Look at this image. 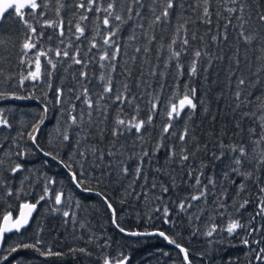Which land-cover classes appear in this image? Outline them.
I'll use <instances>...</instances> for the list:
<instances>
[{
	"label": "trees",
	"instance_id": "trees-1",
	"mask_svg": "<svg viewBox=\"0 0 264 264\" xmlns=\"http://www.w3.org/2000/svg\"><path fill=\"white\" fill-rule=\"evenodd\" d=\"M80 2L62 0L64 7L57 13L58 0H37V9H27L22 18L11 10L12 14L8 13L0 24V120H7V126L0 124V226L4 216L16 217L23 203L38 205L27 229L5 237L0 264H104L105 258L117 264L121 254L128 257L127 264H189L181 248L187 249L191 264H264V253L260 252L264 249V213L260 209L264 201V164L260 163L264 140L259 145L253 143L262 132L257 118L264 114V71H257L264 66V53L260 51L264 44L254 40L246 45L237 39L234 16L227 29L228 40L212 41L217 24L220 31L224 30L227 0H214L212 25L198 19L201 9L195 0H185L183 10L170 12L169 22L156 24L151 9L155 7L159 15L162 0H141V4L131 5V19L125 0H117V14L126 23L120 25L110 17L111 27L102 23L107 15L103 7L110 0L102 4L97 0L92 11L79 8ZM97 6L101 11H95ZM217 11L220 18L215 15ZM181 12L182 18H178ZM258 13H264V0H246V17H250L253 28L259 27ZM82 15L88 18L81 20ZM23 20L36 32L32 33ZM185 20L189 21L190 46L188 54L180 58L183 67H178L175 60L166 66L167 45ZM46 21H62V29L48 27ZM77 23L85 29L79 40ZM117 25L120 30L113 39L120 54L114 61L115 71L111 66L102 69L99 57L105 49L111 55L114 47L104 45L103 38ZM193 32L196 41H191ZM152 35L156 39L149 45ZM93 36L96 48H91ZM201 36L203 41L199 40ZM29 38L36 48L25 50L23 43ZM137 47L140 52L135 51ZM145 48L151 50L146 53ZM195 48L209 53L212 66L208 67V57H202L197 75L190 77ZM237 48L239 66L233 59ZM55 50H67L69 55L58 57ZM41 51L48 53L57 68L52 70L46 58L40 57L42 70L51 71V76L24 80L35 69L36 54ZM74 58L87 66L73 63ZM81 72H87V78ZM102 73L105 81L99 79ZM109 75L113 91L104 93ZM241 78L244 85H238ZM85 87L94 102L104 94L99 108L94 103L91 121L83 103L85 96L81 95ZM186 88L196 89L193 102L197 107L185 108L164 132L169 126L171 104L178 103ZM57 90L63 93L59 101ZM237 91L241 92L239 100ZM119 94H126L130 103L115 101ZM153 103L157 106L150 112ZM71 115H76L79 123L72 124ZM149 115L152 122L146 123L140 133L116 124L117 119L130 121L134 117L147 121ZM117 127L122 135L114 137L112 131ZM186 128L188 135L181 141ZM252 128L255 134L249 131ZM65 134L68 140L63 139ZM235 145L244 146L248 152L239 166L233 162L239 153L229 150ZM184 149L187 151L182 152ZM182 154L189 159L181 161ZM16 165L20 169L13 171ZM197 176L201 186H207V195L190 201L202 190L195 186ZM163 187L168 188L166 193ZM57 194H62L59 204L55 201ZM182 202L183 210L179 207ZM189 202L192 207L187 206ZM241 204L245 206L241 208ZM236 220L243 227L229 234L227 227ZM116 224L125 231L121 232ZM213 225L216 231L208 236ZM133 232L143 235H131ZM160 232L165 235L160 236ZM37 241V248L18 247ZM12 247L18 250L9 254ZM49 251L53 254H44ZM258 254L261 260L256 259Z\"/></svg>",
	"mask_w": 264,
	"mask_h": 264
},
{
	"label": "snow or ice",
	"instance_id": "snow-or-ice-1",
	"mask_svg": "<svg viewBox=\"0 0 264 264\" xmlns=\"http://www.w3.org/2000/svg\"><path fill=\"white\" fill-rule=\"evenodd\" d=\"M103 0H101V4H102ZM158 2V0H154V3ZM214 0H195V5L197 8L201 9V15L198 17V19L201 20L202 23L206 24V25H212L213 21H212V16H213V11H212V4H213ZM59 3V7L56 9L57 13H59L60 9H62L64 7V4L62 3V0H58ZM163 3V8L162 11L160 12L159 15L156 14V9L155 7H153L151 9L153 15H154V20H153V24L159 23V22H169L170 21V12L175 10V9H180L183 10L185 7V0H162ZM97 4V0H81V2L79 3L78 7L79 8H86L87 11H92L93 10V5ZM125 4L128 5L127 7V12H128V19H131V13H132V6L131 5H137V4H141V0H125ZM231 5V6H227V5ZM30 8V9H37L38 7H40V5L37 3V0H4V2L2 4H0V22H2L3 20V13L8 12L9 9H12L16 14H18L21 18L23 17V13L21 12V9L23 8ZM189 7H191V5H189ZM227 13L228 16L224 17L226 23L224 24L223 31H220V26L219 24H217V33L215 35H212L211 39L214 42H219L221 40L223 41H227L228 40V32L227 29L229 27V25L232 24V20L231 17H235L237 23L236 25L233 26V30L234 32L237 33V39L242 40L246 45H251L253 43L254 40H259L261 44H264V13H258L257 17H256V22L259 25L258 28H253L252 27V23H251V19L250 17H246V0H227V3L225 5V9H224ZM95 11L99 12L101 11V7L97 6L95 8ZM103 11L105 13H107V15L104 16L103 18V25L105 26H109L110 25V17L112 19H114L115 21L120 22V25L126 23V20L124 19V17L120 14H117V0H110V2L107 4L106 7H103ZM12 13H9V15H11ZM31 14V13H30ZM137 16L140 15L139 12L136 13ZM215 15L217 16V18H220L221 13L219 11L215 12ZM88 17L86 15H82L80 17L81 20H86ZM178 18H182V12L180 17ZM23 23L25 25L28 26V28L30 29V31L32 33L36 32V28L33 27L32 25L28 24L27 20H23ZM189 23V21L185 20L184 23L179 24L178 27L176 28V32L175 35L173 37V39L171 40V42L167 45L168 51H169V56H168V61L166 62V66L168 63H171L173 60H175L177 62L178 67L182 68L183 65L179 64L180 58L182 55H187L188 51H189V46H190V39L188 37V28H187V24ZM194 23V22H193ZM45 24L48 27H51L53 29L56 28H61L62 29V21L57 22V21H46ZM120 25H117L115 30L110 31L108 33V35L103 38V43L104 45H109V46H114L113 47V51L112 54L109 55V52L107 49L104 50V53L102 56L99 57L100 61H101V68H105L108 66H111V70L115 71V63L114 61L116 60V58L118 57V55L120 54V47L116 44L115 39H113V37L116 36L117 32L120 30ZM140 27H143V25H140ZM76 31L79 33V36H77V40H79L80 36H84L85 33V29L83 27H81V25L79 23H77L75 25ZM183 32V35H181V33ZM246 32L248 34H246ZM99 30H97L96 35H99ZM40 36L43 35V32L39 33ZM60 35H63V31L61 30ZM147 35V34H146ZM130 39H136L135 36H131ZM156 37L154 35H152L151 37H149L148 39V44L150 45L151 42L153 40H155ZM198 38L196 36V34L193 32L191 35V41H196ZM204 37L201 36L199 37V40L203 41ZM92 44H91V48H96L98 47V44L95 42V36H93L92 38ZM61 43H63V41H61ZM177 45H179V49L177 50ZM164 45H161V48H163ZM36 48V44L32 41L31 38L26 39L25 42L23 43V49L25 50H32ZM91 48L89 49V51L91 50ZM151 49L150 48H145L144 51L147 53L149 52ZM136 52H140L141 49L139 47H137L135 49ZM260 51L262 53H264V47H262L260 49ZM26 54V53H25ZM55 54L56 56H63V57H68L69 52L67 50H63L62 52L60 50H55ZM76 55H79V50H76ZM40 57H45L46 58V63L47 65L50 66V68L52 70L57 68V64L53 63L51 58H48V53L47 52H38L36 54V59L34 61L35 64V69L32 71H29L28 75L24 77V80H31V81H39L41 80L44 76H51V71H45L42 70V65H41V61H40ZM202 57H208V67L210 68L212 66L211 64V57L209 55V53L207 51H201L199 48H195L192 51V57H191V63L189 65V74L190 77L191 76H195L197 75V67L198 64L200 62V59ZM234 62L237 66L240 65L241 61L239 58V49L237 48L236 50V55H234L233 57ZM104 61H107L108 64L106 65L105 63H103ZM73 63L75 64H81L83 66H87L86 62L81 60V59H73ZM204 71H207V69H204ZM258 72L260 71H264V66H262L261 68L257 69ZM155 73L153 72V75ZM80 75L84 78H87L88 73L87 72H81ZM130 75V73H129ZM163 75V73H162ZM233 75H235V73H233ZM99 79L101 81H105L106 77L105 75L102 73L99 77ZM245 84V80L243 78L239 79L238 81V85H244ZM125 91L127 92L128 90V86L125 84L124 85ZM113 91L112 87H111V76L109 75L107 77V82L104 86V93H111ZM195 92L196 89L192 88V89H187L184 91V93L182 94V98L178 99V103H173L171 104V108L170 111L168 112V116L170 118L169 120V126L164 128V132H168L169 131V127L171 126V120L172 119H178L181 115V112L184 111L185 108H188L190 110H194L197 107V104L193 102V99L195 97ZM63 95L62 90H57V98L59 101V98ZM81 95L85 96V99L83 101V103L87 106L88 108V117H89V121H91V111L93 109L94 103L96 105L97 108H99V101L104 99V94H100L99 99L97 101H93L91 96L88 93V89L85 87L81 93ZM3 94L0 93V97H2ZM235 96L237 98V100H239L240 96H241V92L237 91L235 93ZM77 99H80V96L76 97ZM134 99V97H133ZM257 99H260L259 97ZM115 101H122V102H128L130 103L128 97L126 94H119L115 96ZM150 103H152L150 101ZM201 104H203V101L200 102ZM156 104L153 103L152 104V108L150 109L151 111H154L156 108ZM239 107V105H238ZM261 109H264V104H261ZM73 110H75V105H73ZM207 110V109H205ZM45 111H47L45 109ZM137 111H139L138 106H137ZM243 115H249V113H244ZM252 116H255V113L251 114ZM71 122L72 124H77L79 123V121L77 120V116L76 115H71L70 116ZM258 121L260 122V127L262 129L260 138L257 140H254L253 143L259 145L261 140H264V114H262L260 117L257 118ZM80 120H83V113H80ZM43 121L41 120V123ZM152 122V116L149 115L147 118V121L145 120H136L135 117L133 118V120L130 121H125L123 119H117L116 120V124L117 126L120 125H124L126 130L131 131L132 128H135L137 133H140L141 130L145 127V124L147 123L148 125H150ZM0 124L6 125L7 126V120H0ZM237 128H239V124L237 123ZM38 129V126H37ZM36 130V129H34ZM251 133L255 134V129L252 128L249 130ZM102 135V133H101ZM112 135L114 137H118L120 135H122V131L119 127L113 129L112 131ZM188 135V130L187 128L184 130V133L180 136V140L183 141L185 139V137ZM31 139L35 140V136H32ZM64 140H68L69 136L67 134H65L63 136ZM223 147V145H222ZM229 150L232 153H239V156H234L233 158V162L234 164H236L237 166L241 165L244 161L241 159V157H247L248 152L246 150V148L244 146H240V145H235V146H229ZM98 151V150H96ZM187 150L184 149L182 150V152H186ZM93 154L95 155V151L93 152ZM109 156L113 155V153L109 152L108 153ZM145 155H147V153H145ZM173 155H175V153L173 152ZM214 155V154H213ZM223 155V152L221 153V156ZM100 158L103 159V153L101 152L100 154ZM216 159H220V157H215ZM181 161H187L189 159L188 155L182 154L180 157ZM261 164H264V158L261 159L260 161ZM20 169V165H16V168L13 169V171H17ZM123 171L125 173H127L128 169L127 167L123 168ZM232 171L234 172H238L237 168H233ZM137 174H139L140 169L137 168L136 169ZM239 174V173H238ZM248 177H251V173H248ZM214 181L213 180H209V184L214 185ZM195 186L198 187H202V190L200 191L199 195H192L189 199L190 201H197L200 200L204 197H206L207 195V186H201V181L199 179V176H197L196 181H195ZM153 187H155V185H153ZM243 185L240 186V190H243ZM163 191L166 193L168 191L167 187H163ZM261 192H264V188H261ZM61 196L62 194H57L55 197V201L57 204L61 203ZM40 199H44V197H41ZM247 203V202H245ZM188 207H192V204L189 202ZM245 205L241 204L240 207L243 208ZM27 207L29 208H35L36 205H28ZM109 208H111V204L108 205ZM179 207L183 210L185 209V204L182 202ZM260 209H261V213H264V201H261L260 203ZM164 214L165 216H167L168 214V209L165 208L164 209ZM65 216H68L69 213L65 212L64 213ZM28 223L27 217H21L16 219L15 221H12L10 214L7 216L3 217V225L0 226V247L3 246V237L6 233H10L13 230H16L17 232L23 228L26 224ZM113 223L115 224V210L113 209ZM116 227L121 231L124 232L125 230L123 228H120L119 224H116ZM243 225L238 221H233L231 222L228 227H227V231L229 234H232L234 232H236L237 229L242 228ZM216 231V226L213 225L211 230L207 232L208 236H212L213 232ZM131 235H143L142 233H136L133 232L131 233ZM160 236H164L165 234L163 232L159 233ZM166 239H168V237H165ZM40 243V241H37V244H22L19 245L18 247L20 248H37V245ZM171 243L175 244V241L172 240ZM245 244L248 243L247 240L244 241ZM259 243V242H257ZM18 247H12L10 249L9 254H11L12 252H16L18 250ZM177 248H181V246L179 244H176ZM83 251V250H82ZM181 251L184 253V259L186 261H188V251L187 249H183L181 248ZM261 253H264V249H260ZM46 255H52L53 253H51V251L44 253ZM122 256V259H119L117 261V264H127L128 261V257L126 256ZM5 259H7V257H5ZM257 260H261L262 257L261 255H257L256 256ZM104 264H112V261L105 258L104 260ZM189 264H191V262L189 261Z\"/></svg>",
	"mask_w": 264,
	"mask_h": 264
},
{
	"label": "water",
	"instance_id": "water-1",
	"mask_svg": "<svg viewBox=\"0 0 264 264\" xmlns=\"http://www.w3.org/2000/svg\"><path fill=\"white\" fill-rule=\"evenodd\" d=\"M4 2V0H0V4H2ZM27 9H29V8H23V9H21V12H24V11H26ZM12 9H9L8 10V12H5V13H3V19H4V17L11 11ZM0 24H1V22H0ZM28 205H36V207L35 208H29V207H27ZM37 211H38V205L37 204H34V203H23L21 206H20V210H19V213H18V215L16 216V217H14V216H12L11 214H10V216H11V219H12V221H15L16 219H18V218H21V217H27V220H28V223L23 227V228H21L18 232L16 231V230H13L12 232H10V233H6L5 235H4V237H3V243H4V240H5V237L6 236H10V235H12V234H15V233H21L23 230H25V229H27L30 225H31V223H32V221H33V219H34V217H35V215H36V213H37ZM3 225V221H2V223H1V226ZM166 239V238H165ZM167 240V239H166ZM168 241V240H167ZM3 247V246H2ZM2 247H0V252H1V250H2ZM181 250V249H180ZM184 254V253H183ZM188 263H189V260L187 261Z\"/></svg>",
	"mask_w": 264,
	"mask_h": 264
}]
</instances>
